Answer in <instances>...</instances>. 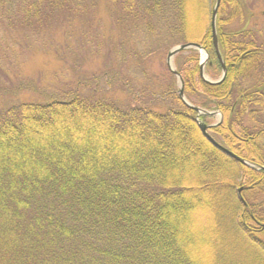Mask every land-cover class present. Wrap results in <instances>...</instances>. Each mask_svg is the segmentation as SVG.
Returning <instances> with one entry per match:
<instances>
[{"label": "trees", "instance_id": "obj_1", "mask_svg": "<svg viewBox=\"0 0 264 264\" xmlns=\"http://www.w3.org/2000/svg\"><path fill=\"white\" fill-rule=\"evenodd\" d=\"M215 3L0 0L3 32L24 48L45 34L42 47L72 69L59 91L20 77L0 89L36 97L0 107V264H264V34L251 25L254 2L221 0V83L201 77L197 49L178 53L174 64L187 100L221 112L211 135L255 167L203 136L171 71L165 85L136 86L124 69L133 61L147 75L157 52L193 42L209 54L205 74L220 77ZM103 5L120 31L108 48ZM84 28L96 33L102 62L90 75L75 70L77 45L67 42L76 36L83 45ZM58 31L65 42L55 40ZM140 33L143 52L131 46ZM210 117L200 115L207 124Z\"/></svg>", "mask_w": 264, "mask_h": 264}, {"label": "rangeland", "instance_id": "obj_2", "mask_svg": "<svg viewBox=\"0 0 264 264\" xmlns=\"http://www.w3.org/2000/svg\"><path fill=\"white\" fill-rule=\"evenodd\" d=\"M249 1L254 2V17L251 25L252 27L262 28L264 34V0H248V2ZM107 10H111L109 5H103L102 12L99 11V14L102 15L104 19H102L104 27H100L99 31L100 34H106V36L104 37V45H107L108 48L110 46L112 47V41L114 42V40L117 39L118 32L120 31L118 29L115 30L114 27H110V15H108ZM94 26L97 27V25ZM84 31L85 33L80 34V37H84L83 45H79L77 37L73 36V38L68 40L67 42H71L72 46H77L73 50H68L75 51L79 54V63L75 67V70L81 71L84 75H90L101 66L102 62L99 61V56L96 55L99 54L96 51L97 49L95 45V41L97 39L96 33H93V29L88 28H84L83 32ZM54 32L55 31H53L52 33ZM114 33L115 35H113ZM141 34L142 33H140V35H135L136 37L132 39V42H135L131 44V46L133 47V49H142L143 52L144 48L142 47L144 37H142ZM46 35H48L46 38L50 40L51 35L49 34V32ZM44 36L45 34L41 36L31 35L30 37H28L27 48H24L20 46L17 42V36L14 34V32L8 30L3 32L0 27V68L2 67L3 72L5 73H0V89L3 87L8 88L11 85L18 84L16 82L17 77L23 79V82L25 84H27L28 82H32L33 80L35 83L38 84V86H40V89H46L48 91H59L60 87H64L66 85V83L70 80L72 76V69L69 65L62 63L59 58L46 52L47 50L42 47L40 42L42 41V38ZM53 36L56 37L55 40H57L59 43L65 42L64 34L61 31L56 32ZM78 45L80 48L79 50ZM176 45L168 47L164 54H162V52H157L161 54L153 57L152 60L146 64L143 70L147 71V75H142V73H140V70L142 71V67L136 65L133 61H131L130 63H128L127 67L125 65L124 68L126 78H130L132 83L136 86H140L142 84L147 83L153 85L167 84L168 75L170 73V70L167 65V54L171 50V48ZM159 46L161 45L157 44V42H152L153 49L163 50L164 47L161 46V48H159ZM60 51L63 52L65 51V49H62ZM205 77L211 81L217 80L219 78H212L208 74H205ZM176 85L177 89L179 90L180 86L178 79H176ZM1 94H3V92L0 90V107H3V105L11 106L17 104L18 102L27 101L28 99L32 100L36 98L35 96H28L27 92H25V94L21 96L13 98H9L10 96H2ZM116 97L119 99L123 98V100L127 99L126 96ZM211 111H216V109ZM220 115L221 114L216 111V114L211 115L209 123L216 124L220 119ZM191 221L195 224H199V222L194 218L193 220L191 219Z\"/></svg>", "mask_w": 264, "mask_h": 264}, {"label": "water", "instance_id": "obj_3", "mask_svg": "<svg viewBox=\"0 0 264 264\" xmlns=\"http://www.w3.org/2000/svg\"><path fill=\"white\" fill-rule=\"evenodd\" d=\"M220 3H221V0H216V3L213 7V10H212V15H211V29H212V36H213V43H214V48L216 50V53H217V56L222 64V75L221 77L219 78V80L217 81H211L209 79H207L205 77V72H204V68H205V65L208 61V58H209V54L207 53V51L198 43H193V42H190V43H183V44H179V45H176L174 46L173 48H171V50L168 52L167 54V65H168V68L169 70L175 74V76L177 77L178 79V82H179V86H180V89L178 91V94H179V97L181 99V101L187 105L188 107L190 108H193L195 111H197L198 113V117L196 118V121L199 125V128L203 134V136L214 146L216 147L217 149H219L221 152L225 153L226 155L230 156L231 158H233L234 160L240 162L241 164H244V165H247V166H250V167H255L254 164L248 162L247 160L237 156L235 153H233L231 150L227 149L226 147H224L223 145H221L219 142H217L213 136L210 134L209 132V129L216 126V124H207L205 122H203L199 116L201 114H207V115H210V114H216V111H208V110H205L201 107H197V106H194L192 105L186 98L185 94H184V84H183V79L181 77V75L179 74V72L175 69V66H174V57L180 53L181 51H184L186 49H190V48H194V49H197L199 50V52L201 53V61H200V75L201 77L206 81V82H209V83H221L226 75H227V69H226V66H225V63L223 61V58H222V55H221V52H220V49H219V43H218V36H217V29H216V19H217V14H218V9L220 7ZM221 118H222V115H221ZM221 121V119H220ZM260 168H263V166H261Z\"/></svg>", "mask_w": 264, "mask_h": 264}]
</instances>
